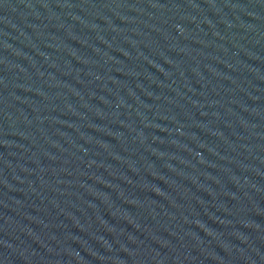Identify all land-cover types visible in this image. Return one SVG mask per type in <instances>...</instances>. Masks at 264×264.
<instances>
[{
	"label": "water",
	"instance_id": "1",
	"mask_svg": "<svg viewBox=\"0 0 264 264\" xmlns=\"http://www.w3.org/2000/svg\"><path fill=\"white\" fill-rule=\"evenodd\" d=\"M0 264H264V0H0Z\"/></svg>",
	"mask_w": 264,
	"mask_h": 264
}]
</instances>
